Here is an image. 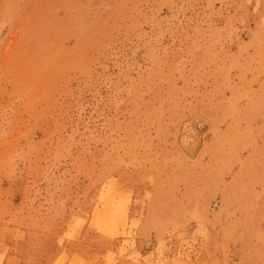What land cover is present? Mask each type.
Masks as SVG:
<instances>
[{"label": "rangeland", "instance_id": "374dc122", "mask_svg": "<svg viewBox=\"0 0 264 264\" xmlns=\"http://www.w3.org/2000/svg\"><path fill=\"white\" fill-rule=\"evenodd\" d=\"M75 225L264 264V0H0V264Z\"/></svg>", "mask_w": 264, "mask_h": 264}, {"label": "crops", "instance_id": "0c3cea01", "mask_svg": "<svg viewBox=\"0 0 264 264\" xmlns=\"http://www.w3.org/2000/svg\"><path fill=\"white\" fill-rule=\"evenodd\" d=\"M81 225V224H79ZM79 225L70 227L66 230L63 236L64 245L59 251L58 255L51 261L45 264H124L125 260H129V250H120L124 248L125 240L123 239L120 246L113 245L107 248L95 243V236L90 234L80 236L81 232L78 230ZM130 242V240H128ZM181 262L187 264L185 260L171 258V263ZM221 261L219 257H213L211 261H200L199 264H219ZM128 264H135L128 262Z\"/></svg>", "mask_w": 264, "mask_h": 264}]
</instances>
